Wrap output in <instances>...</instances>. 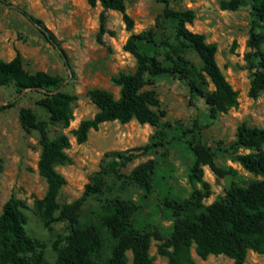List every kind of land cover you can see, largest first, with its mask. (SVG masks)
Segmentation results:
<instances>
[{
    "label": "rangeland",
    "instance_id": "obj_1",
    "mask_svg": "<svg viewBox=\"0 0 264 264\" xmlns=\"http://www.w3.org/2000/svg\"><path fill=\"white\" fill-rule=\"evenodd\" d=\"M6 1L11 5L0 0V59L8 61L18 54L27 72L42 71L56 76L61 79L58 89L76 96L71 104L73 117L69 125L63 127L51 122L47 110L37 103L43 96L42 90L28 88L17 93L12 84L0 86V103L16 101L13 107L0 111V211L11 196L22 202L26 217L24 227L38 245L41 264H55L57 250L53 243L62 245L69 229L65 221L56 220L47 225L43 218L40 200L47 190V182L37 169L39 135L36 130L26 132L23 129L19 119L21 107L30 108L38 119L46 121L49 137L64 133L70 140L66 150L70 161L55 166L65 183L56 194L54 216L59 214L62 206L82 195L94 172L112 160L117 161L114 171L104 172L102 190L90 194L79 210L78 225H95L103 238L102 257L108 255L110 249L109 233L102 218L117 197L135 204L133 222L137 229L156 232L162 240L170 236L175 221L172 205L187 199L193 188H201L200 184L189 180L194 162L189 140L209 146L214 151L215 164L227 171L225 175L217 176L208 166L203 167V179L208 183L210 194L202 199V204L222 198L231 184L245 186L261 178L232 159L234 153L252 150L231 147L239 124L264 127V90L256 97L249 96L252 71L245 59L252 20L249 0L235 10L222 8L221 0H170V7L174 9H193L194 18L186 24L187 28L202 33L207 42L216 44V62L237 91L235 106L213 118L202 97H191L184 79L162 74L153 77L152 84L145 86L155 91L159 100L157 110L164 111L158 124H142L136 120L103 122L97 130L91 129L87 140L80 144L76 143L71 129L97 110L88 98L87 90L100 87L118 97L119 87L111 77L135 70V58L123 49L131 32L152 31L158 46L140 42L139 48L156 54L166 66L174 61L188 62L199 69L198 56L177 40L172 23L161 16L164 5L158 0H125L126 12L133 20L130 31L126 29L121 13L103 10L99 2L91 6L87 0ZM18 8L41 19L60 41V49L50 45ZM101 14L106 30L104 44L96 40ZM208 88L212 89V85ZM118 152L122 153V158L116 154ZM127 156L133 157L125 160ZM150 160L156 167L152 187L147 191L131 179V171L137 164ZM196 212L191 209L180 217H191ZM159 242L151 237L149 254L153 256L154 264H166L167 258L157 252ZM190 253L196 264H232V258L224 254L208 255L203 259L193 246ZM127 256L130 264V251ZM244 264H264V254L249 250Z\"/></svg>",
    "mask_w": 264,
    "mask_h": 264
},
{
    "label": "trees",
    "instance_id": "obj_2",
    "mask_svg": "<svg viewBox=\"0 0 264 264\" xmlns=\"http://www.w3.org/2000/svg\"><path fill=\"white\" fill-rule=\"evenodd\" d=\"M158 1L164 5L161 16L172 23L177 40L196 53L201 67L196 69L188 62L179 64L176 61L166 66L156 54L139 48L140 42L158 46L159 42L152 31L131 32L123 44V49L135 58V70L119 72L111 77V81L119 87L118 97L100 87L87 90L86 94L97 110L91 117L81 119L71 129L76 143L85 142L91 129L97 130L101 123L107 121L127 123L136 120L142 124H158L164 111L157 110L159 100L155 91L145 86L152 84L153 77L162 74L184 79L191 97H202L213 118L238 103L237 91L226 80L216 62V44L207 42L202 33L191 31L186 26L193 21L194 10L174 9L170 7V0ZM3 2L11 5L6 0ZM87 2L91 6L99 2L103 10L118 11L126 29L130 31L133 28V20L126 12L125 0ZM249 3L252 20L245 59L250 63L252 71L249 96L256 97L264 90V0H249ZM244 4L245 0H221V7L229 10H235ZM18 10L50 45L60 49V41L41 19L24 9ZM105 32L101 14L96 35L98 43H105ZM166 55L170 58L168 52ZM60 83V78L45 72H27L18 54L8 61L0 59V86L12 84L17 93L28 88L42 90L43 96L37 103L47 110L51 122L67 127L73 117L71 104L76 96L59 90ZM210 84L212 89L208 88ZM15 102L12 99L0 103V111L13 107ZM19 119L26 132L36 130L39 135L37 169L47 182V190L40 200L45 223L48 225L62 220L67 222L69 229V233L62 239V245L59 246V242L53 243L57 250L55 264H129V251L130 264H154V258L149 254L151 237L160 241L157 252L167 258L166 264H196L190 253L192 246L203 259L208 255L224 254L232 258V264H244L249 250L264 254V127L239 124L231 144L232 148L252 150L247 153H234L232 159L261 178L254 179L245 186L231 184L222 198L207 205L202 204V199L210 194L208 183L203 179V167L208 166L217 176H223L227 171L215 164L214 151L209 146L198 140H189V148L194 156L189 180L200 184L201 188H193L187 199L172 205L175 221L170 236L162 240L156 232L137 229L133 222L135 204L117 197L112 201L108 214L102 218V224L110 237L109 253L102 257L105 249L103 238L95 225H78L79 210L90 194L102 190L104 172L114 171L117 161L112 160L94 172L90 182L85 184L82 195L62 206L59 214L54 216L57 209L56 194L65 183L64 177L55 166L70 161L66 152L70 147V140L64 133L49 137L46 121L38 119L28 107L19 109ZM116 154L123 157L121 152ZM132 157L127 156L125 160ZM155 167V162L151 160L139 163L132 169L131 179L149 191ZM1 171L0 158V173ZM191 209L197 210L194 216L180 217L183 212ZM25 222L22 202L9 197L0 211V264H41V252L37 250V243L27 234Z\"/></svg>",
    "mask_w": 264,
    "mask_h": 264
}]
</instances>
